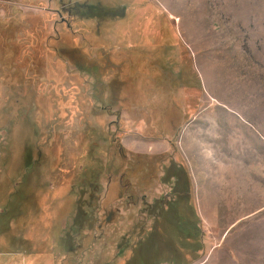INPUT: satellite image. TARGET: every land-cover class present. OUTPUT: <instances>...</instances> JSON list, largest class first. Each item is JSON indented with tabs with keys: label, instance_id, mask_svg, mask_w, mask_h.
<instances>
[{
	"label": "rangeland",
	"instance_id": "rangeland-1",
	"mask_svg": "<svg viewBox=\"0 0 264 264\" xmlns=\"http://www.w3.org/2000/svg\"><path fill=\"white\" fill-rule=\"evenodd\" d=\"M30 254L264 264V0H0V264Z\"/></svg>",
	"mask_w": 264,
	"mask_h": 264
},
{
	"label": "trees",
	"instance_id": "trees-1",
	"mask_svg": "<svg viewBox=\"0 0 264 264\" xmlns=\"http://www.w3.org/2000/svg\"><path fill=\"white\" fill-rule=\"evenodd\" d=\"M33 256V254H30V257H28L27 259H24L25 261H21L20 262V264H28V262L27 261H32V262H34L35 260L34 259H32L31 257ZM38 256V255H37ZM17 258V256H14V255H11L10 257H8V258H6V259H10V263H12L13 262V260H15V259ZM6 263H8L7 261H5ZM9 263V264H10ZM19 263V262H18Z\"/></svg>",
	"mask_w": 264,
	"mask_h": 264
},
{
	"label": "flooded vegetation",
	"instance_id": "flooded-vegetation-1",
	"mask_svg": "<svg viewBox=\"0 0 264 264\" xmlns=\"http://www.w3.org/2000/svg\"><path fill=\"white\" fill-rule=\"evenodd\" d=\"M166 203V202H165ZM165 203H163V207L166 205Z\"/></svg>",
	"mask_w": 264,
	"mask_h": 264
},
{
	"label": "bare ground",
	"instance_id": "bare-ground-1",
	"mask_svg": "<svg viewBox=\"0 0 264 264\" xmlns=\"http://www.w3.org/2000/svg\"><path fill=\"white\" fill-rule=\"evenodd\" d=\"M175 7V6H174ZM207 80V79H206ZM224 194V193H223Z\"/></svg>",
	"mask_w": 264,
	"mask_h": 264
}]
</instances>
